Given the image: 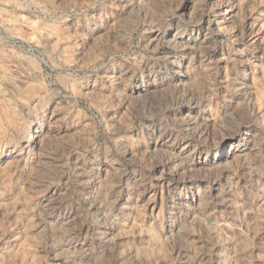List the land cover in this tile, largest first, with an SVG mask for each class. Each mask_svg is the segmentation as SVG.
<instances>
[{
    "label": "rangeland",
    "instance_id": "rangeland-1",
    "mask_svg": "<svg viewBox=\"0 0 264 264\" xmlns=\"http://www.w3.org/2000/svg\"><path fill=\"white\" fill-rule=\"evenodd\" d=\"M0 264H264V0H0Z\"/></svg>",
    "mask_w": 264,
    "mask_h": 264
}]
</instances>
